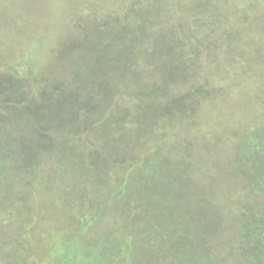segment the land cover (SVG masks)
Wrapping results in <instances>:
<instances>
[{
  "label": "rangeland",
  "instance_id": "obj_1",
  "mask_svg": "<svg viewBox=\"0 0 264 264\" xmlns=\"http://www.w3.org/2000/svg\"><path fill=\"white\" fill-rule=\"evenodd\" d=\"M256 131L264 0H0V264H248Z\"/></svg>",
  "mask_w": 264,
  "mask_h": 264
},
{
  "label": "trees",
  "instance_id": "obj_2",
  "mask_svg": "<svg viewBox=\"0 0 264 264\" xmlns=\"http://www.w3.org/2000/svg\"><path fill=\"white\" fill-rule=\"evenodd\" d=\"M258 133L260 136H258ZM255 134L257 137L253 139L254 142L253 140H249L250 142L243 146V152L240 151V158L242 159H239L240 161L238 160V162H235L234 165L236 171L240 170L241 168L244 169L242 172L245 176V179L247 180L246 182L250 188L251 194L254 196L264 194V133L261 131H256ZM98 203L99 202H97L96 205H98ZM97 215H99V213ZM239 217L241 221L240 229L242 242L247 254L246 260L248 264H264V204L255 205L248 203L242 210ZM203 233L206 237L210 235L207 232ZM72 240L76 241L81 239L74 237L71 239V242ZM68 241L62 242L58 248H64L63 246H65ZM84 243L85 242H83V244ZM136 245L137 242L135 241L120 244L119 248H113L110 243L106 244L105 246H103L102 243H95L92 245L84 244L82 248L85 254L81 255V257H72L66 252H63L62 254L59 250L57 255L60 258L59 264H64L65 262L72 260L78 263L85 261V263L92 262L94 264H112L110 262L114 260V263L116 262V264H127L128 257H125L126 253H131L130 256H132V261H136L135 257L139 256L138 253L136 254L135 252V249L138 247ZM196 247L197 256L199 255L200 257L199 259L206 261L207 256L205 254V249L203 250L200 247L198 248V246ZM177 250L178 248H175L174 252ZM209 257L212 259V263L215 264L213 261H216V257H211L210 255ZM111 259L113 260L110 261Z\"/></svg>",
  "mask_w": 264,
  "mask_h": 264
}]
</instances>
